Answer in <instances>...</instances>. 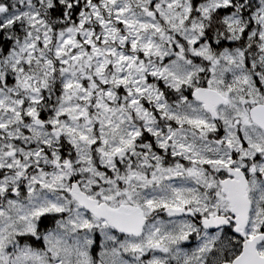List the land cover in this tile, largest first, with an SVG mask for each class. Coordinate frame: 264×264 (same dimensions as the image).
I'll return each mask as SVG.
<instances>
[{"label": "snow or ice", "instance_id": "1", "mask_svg": "<svg viewBox=\"0 0 264 264\" xmlns=\"http://www.w3.org/2000/svg\"><path fill=\"white\" fill-rule=\"evenodd\" d=\"M0 264H264V0H0Z\"/></svg>", "mask_w": 264, "mask_h": 264}]
</instances>
